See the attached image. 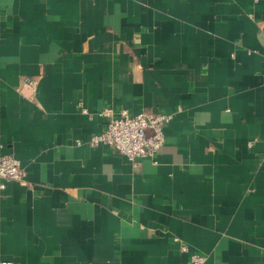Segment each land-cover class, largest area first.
Masks as SVG:
<instances>
[{
  "label": "crops",
  "instance_id": "crops-1",
  "mask_svg": "<svg viewBox=\"0 0 264 264\" xmlns=\"http://www.w3.org/2000/svg\"><path fill=\"white\" fill-rule=\"evenodd\" d=\"M105 106L171 115L155 158ZM3 154L0 264H264V0H0Z\"/></svg>",
  "mask_w": 264,
  "mask_h": 264
},
{
  "label": "built area",
  "instance_id": "built-area-1",
  "mask_svg": "<svg viewBox=\"0 0 264 264\" xmlns=\"http://www.w3.org/2000/svg\"><path fill=\"white\" fill-rule=\"evenodd\" d=\"M24 84L34 85L35 80L25 78ZM83 111L87 112V109L83 108ZM99 114L106 118L105 128L93 134L87 143L93 146L108 145L133 162L155 158L165 143L164 129L171 118L169 113L155 112L149 108L132 113L127 108L114 106H105ZM78 143L81 144L83 141L78 140ZM27 174V169L23 167L19 158L11 154L0 155L1 188H5L7 180L25 182ZM182 249L187 248L183 245ZM190 260L192 264H202L206 260V255L193 253Z\"/></svg>",
  "mask_w": 264,
  "mask_h": 264
}]
</instances>
